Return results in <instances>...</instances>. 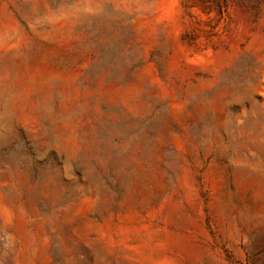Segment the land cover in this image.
I'll return each mask as SVG.
<instances>
[{
	"label": "rangeland",
	"instance_id": "1",
	"mask_svg": "<svg viewBox=\"0 0 264 264\" xmlns=\"http://www.w3.org/2000/svg\"><path fill=\"white\" fill-rule=\"evenodd\" d=\"M0 264H264V0H0Z\"/></svg>",
	"mask_w": 264,
	"mask_h": 264
}]
</instances>
